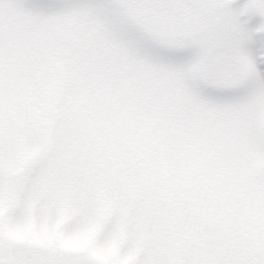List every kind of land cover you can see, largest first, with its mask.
<instances>
[{"label": "snow or ice", "instance_id": "obj_1", "mask_svg": "<svg viewBox=\"0 0 264 264\" xmlns=\"http://www.w3.org/2000/svg\"><path fill=\"white\" fill-rule=\"evenodd\" d=\"M0 264H264V0H0Z\"/></svg>", "mask_w": 264, "mask_h": 264}]
</instances>
